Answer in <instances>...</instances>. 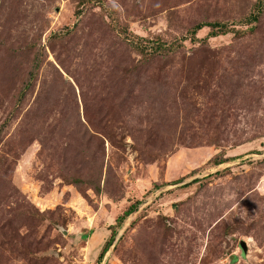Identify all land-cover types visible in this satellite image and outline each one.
Wrapping results in <instances>:
<instances>
[{
    "label": "rangeland",
    "instance_id": "1",
    "mask_svg": "<svg viewBox=\"0 0 264 264\" xmlns=\"http://www.w3.org/2000/svg\"><path fill=\"white\" fill-rule=\"evenodd\" d=\"M0 264H264V0H0Z\"/></svg>",
    "mask_w": 264,
    "mask_h": 264
},
{
    "label": "trees",
    "instance_id": "2",
    "mask_svg": "<svg viewBox=\"0 0 264 264\" xmlns=\"http://www.w3.org/2000/svg\"><path fill=\"white\" fill-rule=\"evenodd\" d=\"M256 18H254L253 20H255ZM204 26H209L212 30H211V35H217V33L219 32H224L225 30V25L224 24H221V23H217V22H214V23H209V24H199L195 27V29H201L202 27ZM142 41L139 40V42H135L134 41V45L137 47V49L143 53V51H149V50H159L161 49L164 44H162V42H154V41H150V42H144V43H141ZM33 75V74H32ZM220 163V162H218ZM217 163V164H218ZM134 206L129 208L121 218L118 219V223L120 224L122 220H124L131 212L134 211ZM112 239H113V236H111L110 238H108V240L105 241L104 245L102 246L101 248V251L98 255V259L101 260L103 258V256L105 255L106 251L109 249L111 243H112Z\"/></svg>",
    "mask_w": 264,
    "mask_h": 264
},
{
    "label": "water",
    "instance_id": "3",
    "mask_svg": "<svg viewBox=\"0 0 264 264\" xmlns=\"http://www.w3.org/2000/svg\"><path fill=\"white\" fill-rule=\"evenodd\" d=\"M186 183V182H185ZM241 248H242V252L244 253V252H246V246L243 244V243H241Z\"/></svg>",
    "mask_w": 264,
    "mask_h": 264
}]
</instances>
